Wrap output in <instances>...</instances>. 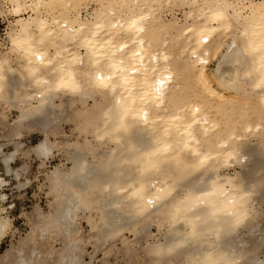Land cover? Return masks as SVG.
<instances>
[{
	"label": "bare ground",
	"instance_id": "bare-ground-1",
	"mask_svg": "<svg viewBox=\"0 0 264 264\" xmlns=\"http://www.w3.org/2000/svg\"><path fill=\"white\" fill-rule=\"evenodd\" d=\"M0 17V163L20 177L25 131L65 162L3 263L264 264V0H0Z\"/></svg>",
	"mask_w": 264,
	"mask_h": 264
},
{
	"label": "rangeland",
	"instance_id": "rangeland-1",
	"mask_svg": "<svg viewBox=\"0 0 264 264\" xmlns=\"http://www.w3.org/2000/svg\"><path fill=\"white\" fill-rule=\"evenodd\" d=\"M11 20L12 17H8ZM5 20V21H4ZM9 22L4 17H0V40L5 39V33L7 31V27ZM216 62H212L209 65V72L215 68ZM219 91H222L217 85L215 84ZM229 95V93H227ZM60 105V101L57 102ZM65 109V110H64ZM18 109L13 107L7 110L9 123H14L15 120L18 119L19 113L17 112ZM59 113L61 116V124L57 129L52 130V132H56V130L60 131L59 135L55 138L52 137V143L56 145V143H60L62 141L63 135L66 137L73 132L75 127H73L71 121L69 120L73 117L71 111L69 112V106L65 105V107L60 108ZM65 115V116H64ZM64 119V120H63ZM70 122H69V121ZM66 124V126H65ZM63 135H62V133ZM64 137V138H65ZM44 135L39 132H31L25 131L24 136L18 139V142L22 145L20 148L19 155L15 158L12 162V170H17L16 172L20 174V177L16 178V173L8 174L5 171V167L0 163V177H2L5 181L7 180L8 184H4L0 188V194L6 196L3 200H0V212L1 216L7 218L9 220L10 226L8 227V233L3 235L0 243V264L3 263V257L8 255V251L12 246L18 245L21 240L26 239L30 236L32 224L35 223V217L38 212H43V214H48L51 210L50 203L54 200V196L48 194L49 192V185L47 179V174L55 169V167H62L65 164L64 157L62 155V150L59 148H54L53 156L44 161V163L32 152V149L35 145H37L42 139ZM75 138V137H74ZM7 143L5 140H1L0 143ZM256 141H253L255 143ZM32 148V149H31ZM15 149V146L8 144L5 147V153L10 154ZM25 152V153H23ZM61 165V166H60ZM239 169V168H238ZM237 169V170H238ZM240 170V169H239ZM228 172L229 174L234 173V170L222 171L223 173ZM21 181V182H20ZM22 183V184H21ZM21 184V185H20ZM17 185V186H16ZM4 187V188H3ZM19 188V189H18ZM6 194V195H5ZM259 207L258 204H256ZM4 211V212H3ZM258 220L261 221V228L264 232V202L258 210ZM34 219V220H33ZM82 224H84L85 231L89 230L87 222L82 220ZM157 234V228L154 226L149 234L152 233ZM151 232V233H150ZM127 236L129 237L130 241L134 240L132 234L128 233ZM58 247L60 244H56ZM135 250H139L140 247L135 245ZM143 246H146L143 244ZM39 249H43L44 246L39 243L37 245ZM137 248V249H136ZM139 248V249H138ZM93 248L90 246L88 247V254L92 255ZM86 262H91L90 256L87 255ZM110 264L116 263L114 260H109ZM93 264H104L103 255H99L94 261Z\"/></svg>",
	"mask_w": 264,
	"mask_h": 264
}]
</instances>
